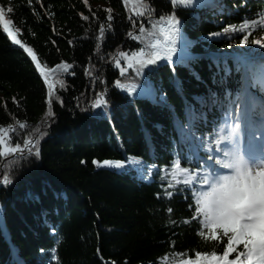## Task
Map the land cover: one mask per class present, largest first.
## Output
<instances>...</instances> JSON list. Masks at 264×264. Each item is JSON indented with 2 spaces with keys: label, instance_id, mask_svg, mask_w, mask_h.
I'll return each instance as SVG.
<instances>
[{
  "label": "trees",
  "instance_id": "1",
  "mask_svg": "<svg viewBox=\"0 0 264 264\" xmlns=\"http://www.w3.org/2000/svg\"><path fill=\"white\" fill-rule=\"evenodd\" d=\"M145 2L152 12L140 17L134 0H0L5 11L13 8L6 17L10 27L19 29L17 39L32 48L35 65L49 72L53 84L50 97L24 49L0 26V135L11 146L30 141L40 149L38 158L35 148L22 161L13 154L0 157V176L14 165L13 184L0 185V264H17L11 249L21 264H183L196 252L222 254L226 238L207 239L209 230L182 183L186 176H173V165L179 159L185 166L189 137L181 130L187 131L188 115L195 118L197 139L212 137L209 118L222 97L242 88L241 68L228 57L202 56L188 67L176 65L175 72L161 62L151 77L156 103L127 95L115 82H142L143 75L127 68L130 56L147 51L151 34L172 15L182 23L187 51L264 50L240 46L245 33L238 31L257 21L249 41L264 43V4L200 0L222 5L217 11L172 0ZM230 25L236 33L212 36ZM63 64L72 67L65 71L58 67ZM101 97L108 101L104 119L96 116L101 109L91 107ZM104 160H124L125 169L94 163Z\"/></svg>",
  "mask_w": 264,
  "mask_h": 264
},
{
  "label": "snow or ice",
  "instance_id": "2",
  "mask_svg": "<svg viewBox=\"0 0 264 264\" xmlns=\"http://www.w3.org/2000/svg\"><path fill=\"white\" fill-rule=\"evenodd\" d=\"M134 3L139 5L140 9L136 12L137 16L143 17L146 13L151 15L152 9L145 0H134ZM172 3L174 5L187 3L205 6L201 4L200 0H172ZM12 12V7H8L5 11V8L0 6V24H2L3 32L11 38L14 44L23 48L33 61H36L37 57L32 48L25 46L17 39L16 34L19 29L10 27L13 21L6 17ZM84 19L87 20L88 17L85 16ZM160 19L163 21L165 18L160 17ZM108 20H112L111 15L108 16ZM255 24L257 21H246L239 27L238 31L245 33L239 40L240 46L251 44L264 48V43L260 39L249 41L251 28ZM156 27L157 25L153 24V28ZM140 30L144 31L143 28ZM236 32L237 27L230 25L223 28L222 33H214L212 36L220 37ZM101 33L103 34V29H101ZM151 35L154 40L149 49L145 51L144 48H141L132 53L127 64L128 69L135 68L136 76L143 75L142 82L140 84H122L117 80L115 84L118 89L125 91L129 96H134L137 99L148 98L156 103L157 91L151 77L157 67L163 66L161 62L171 66L175 72L176 65L188 67L189 60L199 57L191 56L186 46L178 47L182 39V23L175 15L168 17L166 25H161L159 32H154ZM122 55L125 54L122 53ZM242 55L254 58V63L248 66L249 78L253 81V86H259L261 92H264V53H259L253 48ZM117 65L119 66V61H117ZM58 67H63L67 71L72 65L63 64ZM257 67L260 68L258 73ZM225 68L227 69V65ZM36 69L44 78L51 97L53 84L48 80L49 72L43 70L38 62ZM145 69H147V74H144ZM228 71L230 72V70ZM192 74L197 79L200 78L194 69ZM121 75H124L123 69ZM177 87H179V81H177ZM231 97L232 93H227L228 108L222 111V122L216 130L214 146H212L211 136L207 141L203 137L197 139L194 131L195 118L192 114L188 115L187 131L181 130L182 136L189 137L190 146L185 156L189 167H182L181 160L177 159L173 165V176L179 171L182 175L189 177L182 181L184 186L197 182L201 187L208 186L207 190L192 193V196L195 197V213L197 216L203 217L200 224L204 229L209 230L208 240L218 242L226 238L221 255L215 251L210 255L196 252L195 259H188L183 264H264V99L252 95L247 91V88L242 94H237L235 101ZM160 99L163 101L166 98L160 97ZM196 99L201 100L200 97H196ZM48 103L51 105V99ZM233 104H239V106L233 108ZM107 106L108 101L102 97L97 98L91 105L92 108L101 109L96 113L100 119L106 117L103 110ZM177 126L180 127L179 122H177ZM245 132L248 133L249 138V146L246 151L243 147ZM33 148H35L34 155L38 158L40 149L35 144L29 141L26 148L19 143L11 146L5 142L4 136L0 135V157L15 154L22 161L32 156ZM94 163L98 167L106 166L116 169H125L126 166L124 160H104L102 165L98 161H94ZM192 165L196 166L194 170ZM13 166L9 165V171L0 176V185L4 188L13 184L10 175ZM147 167L152 169L156 166L148 165ZM137 170L142 171L139 168ZM167 195L171 197L173 193L168 192ZM2 210V206H0V212ZM199 234L202 237L205 236L204 231ZM239 245L243 246V250H238ZM13 252L15 254V249ZM232 253H236V256L234 259H229Z\"/></svg>",
  "mask_w": 264,
  "mask_h": 264
},
{
  "label": "rangeland",
  "instance_id": "3",
  "mask_svg": "<svg viewBox=\"0 0 264 264\" xmlns=\"http://www.w3.org/2000/svg\"><path fill=\"white\" fill-rule=\"evenodd\" d=\"M257 68H258V67H257ZM257 68H256V70H257ZM1 134H3V136H4V138H5L6 134H5V133H3V132H1Z\"/></svg>",
  "mask_w": 264,
  "mask_h": 264
}]
</instances>
